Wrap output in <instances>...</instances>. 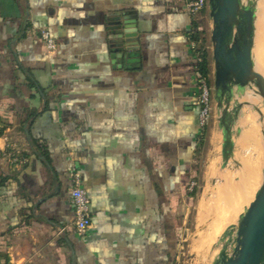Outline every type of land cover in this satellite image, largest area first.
I'll list each match as a JSON object with an SVG mask.
<instances>
[{"label":"crops","instance_id":"1","mask_svg":"<svg viewBox=\"0 0 264 264\" xmlns=\"http://www.w3.org/2000/svg\"><path fill=\"white\" fill-rule=\"evenodd\" d=\"M186 1L0 0V264H175L203 131Z\"/></svg>","mask_w":264,"mask_h":264},{"label":"water","instance_id":"2","mask_svg":"<svg viewBox=\"0 0 264 264\" xmlns=\"http://www.w3.org/2000/svg\"><path fill=\"white\" fill-rule=\"evenodd\" d=\"M212 20L210 39L212 43L214 99L220 110L222 129L221 155L223 166L233 157V128L243 104L233 97L252 96L261 99L264 108V77L254 67L253 40L255 11L250 12L242 0H208ZM131 29L124 30L129 35ZM249 88L252 91L248 92ZM258 122H264L262 108L251 104ZM241 129L236 130L239 136ZM264 142V128L261 129ZM237 166H241L238 162ZM262 181L255 200L245 210L239 230L228 240L232 248L223 245L219 257L212 264H264V166Z\"/></svg>","mask_w":264,"mask_h":264},{"label":"rangeland","instance_id":"3","mask_svg":"<svg viewBox=\"0 0 264 264\" xmlns=\"http://www.w3.org/2000/svg\"><path fill=\"white\" fill-rule=\"evenodd\" d=\"M197 15L195 32L196 36L198 37V43L203 50V54H205L206 59L208 60V66L210 69L207 79L209 85L211 86V112L208 123L204 127V142L197 153L194 162V173L190 178V181H195V185L191 190H188L187 186L185 193L186 199L181 201L179 206L175 264H207V259L209 258L208 256H210V253H215L217 256L221 247V244H217L218 237L222 230L231 221L229 220L225 223L226 205L231 199L233 204L236 206L237 194L239 192L238 186L240 183V173L238 172L240 166H237V164L239 162L243 166L245 161L244 157L247 156L245 154L246 152L244 146L240 145L241 134L247 129L255 130L256 135L258 134L257 140L259 141L258 136L260 133L261 122L252 119V117H254V113L256 112H253V107L251 104L261 107L262 111L264 112L261 99L258 100L256 98V100L253 101L254 103H252L248 98L245 97L239 98L237 95L233 97L231 106H233V103L237 100L240 101L243 106L241 114L238 118V122L235 123L233 128V140L235 142L233 148V157L229 158L225 166H223V159L221 155L223 136L219 122L220 110L217 107V103L214 99L213 90L214 77L212 43L210 39L212 20L209 16L208 2H205L203 8L198 11ZM255 43L260 47L256 40ZM246 90L248 92L252 91L249 88ZM238 128H240L242 132L240 133V136H236V130ZM257 147L255 150H252L253 152L251 151L252 153L250 152V157L254 159L256 165L258 166V160L255 156L257 155ZM242 159H244V161ZM228 174L233 176V181H235L234 189L232 187L231 181H227ZM242 210L243 204L241 203L238 216ZM216 211H222L221 227H223L220 228V234H218L216 239L213 240L212 244L209 245L206 237L212 226L211 222L215 218L217 213ZM231 240L232 238H230V241ZM229 243L230 242H228L227 239L222 242V245H227L226 251H230L232 248L231 244L229 245ZM209 264H212V262H209Z\"/></svg>","mask_w":264,"mask_h":264},{"label":"bare ground","instance_id":"4","mask_svg":"<svg viewBox=\"0 0 264 264\" xmlns=\"http://www.w3.org/2000/svg\"><path fill=\"white\" fill-rule=\"evenodd\" d=\"M242 3L244 4L245 7H247L249 9L250 12L255 11L254 40H253L252 53H253L254 67L264 77V0H242ZM255 40L259 43L260 47L255 43ZM246 98H248L252 103H254L253 101L256 100V98H254L252 96H247ZM263 110H264V108H263ZM252 119L257 121L256 113H254V117H252ZM237 122H238V120H237ZM263 128H264V122L261 123L260 133L258 136L259 141L257 140L258 134L256 135L255 130L247 129L243 133L241 132L242 134H241V139H240V145L244 146L245 152H246L245 154L247 156L244 157L242 155L245 158V161H244V159H242L244 161L245 167H243L241 165L240 168L238 169V172L240 173V183L238 186L239 192L237 194L236 206L233 204L231 199L228 202V204L226 205L225 223L228 222L229 220H231V221L222 230L221 234L219 233V231L221 230L220 228L223 227V226L221 227V218H222L221 213H222V211H218V212L216 211L217 213L215 215V218L211 222L212 226H211L210 231H209L206 238H207L208 244L210 245V244H212L213 240L216 239V236L218 234H220L218 237L217 244H221V247L218 251L217 256L215 255V253H210V256H208L209 258L207 259L208 260L207 264H209V262H213L216 258L219 257L220 250L223 247L222 242H224L226 239L228 241L230 238H233V236L239 230L240 220H241L242 216L244 215L245 210L255 200L259 185H260L261 180H262L261 172H262L263 160H264V150H263L264 149V142H263V138L261 135V129H263ZM258 144H259V146H258ZM245 146H247V147H245ZM256 147L258 149L256 151L257 155H255V156L258 160V166L256 165V162L254 161V159L252 157H250V155H251L250 152L252 150H255ZM260 176H261V178H260ZM259 179H260V181H259ZM229 180L231 181L232 187L234 189L235 181H233V176L230 174L227 175V181H229ZM227 186H228V182H227ZM241 203L243 204V210L238 216V213L240 212ZM237 216H238V218L236 219Z\"/></svg>","mask_w":264,"mask_h":264},{"label":"built area","instance_id":"5","mask_svg":"<svg viewBox=\"0 0 264 264\" xmlns=\"http://www.w3.org/2000/svg\"><path fill=\"white\" fill-rule=\"evenodd\" d=\"M208 0H187L186 11L189 15L194 16L199 10L203 8V5ZM41 39L45 44V47L49 51L55 50L56 42L51 36L48 30H41ZM193 50L198 61L201 60L203 50L201 49L198 42H192ZM197 83V104L199 106L198 120L201 128L207 125L210 112H211V86L209 85L208 79L205 76H198L196 79ZM10 147V145H7ZM8 157L14 163H22L25 158L18 154L12 148L7 153ZM195 185V181L192 180L188 184V190H191ZM71 202L74 208V220L73 226L78 235L85 234L87 227L90 222V209H89V198L86 191L80 186L79 176L77 172L72 175V185L69 189Z\"/></svg>","mask_w":264,"mask_h":264},{"label":"trees","instance_id":"6","mask_svg":"<svg viewBox=\"0 0 264 264\" xmlns=\"http://www.w3.org/2000/svg\"><path fill=\"white\" fill-rule=\"evenodd\" d=\"M192 39H193V41L198 42V37L196 36V32L193 33ZM197 69H198L199 76L208 77L210 69H209L208 60L206 59L205 54H203L201 60L197 62ZM204 136H205V129H203L202 135H201V138H200V147H201V145L204 142V140H203ZM31 143H32L33 146L35 145L34 144L35 143L34 139H31ZM36 148H37V150H40V147L38 145H37ZM4 180H5V177H2L1 180H0V184H2Z\"/></svg>","mask_w":264,"mask_h":264}]
</instances>
